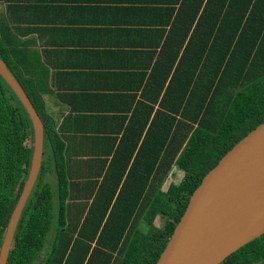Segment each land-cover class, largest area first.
<instances>
[{
  "label": "trees",
  "instance_id": "16d2710c",
  "mask_svg": "<svg viewBox=\"0 0 264 264\" xmlns=\"http://www.w3.org/2000/svg\"><path fill=\"white\" fill-rule=\"evenodd\" d=\"M193 1L191 20L176 23L181 31L174 54H166L179 60L175 83L162 99V110L139 152L150 145L154 159L134 163L132 176L142 181V189L133 197L124 184L113 207L120 175L113 195L103 204H67L65 145L44 112L25 52L0 36V58L25 89L45 133L42 169L18 224L8 264H156L205 175L264 122V0H208L204 8V0ZM161 71L168 77L173 68ZM173 86L177 98L169 101ZM165 110L173 115H165ZM32 156L30 118L0 77V248ZM176 168L185 173L178 185L170 183ZM51 169L57 191L45 180ZM141 223L148 232L140 229ZM223 264H264V235Z\"/></svg>",
  "mask_w": 264,
  "mask_h": 264
},
{
  "label": "crops",
  "instance_id": "0c3cea01",
  "mask_svg": "<svg viewBox=\"0 0 264 264\" xmlns=\"http://www.w3.org/2000/svg\"><path fill=\"white\" fill-rule=\"evenodd\" d=\"M193 3L0 0V36L25 52L44 112L65 145L67 204H103L113 195L119 175L121 186L110 207L124 184L137 197L142 181L132 176L134 163L154 159L150 145L139 152L175 83L179 60L167 55L177 48L175 37L181 30L176 23L191 20ZM207 4L204 0L203 8ZM171 66L166 77L161 68ZM172 91L169 101L177 98L174 86ZM164 113L173 115L170 110ZM45 180L58 190L53 169Z\"/></svg>",
  "mask_w": 264,
  "mask_h": 264
},
{
  "label": "water",
  "instance_id": "95a60500",
  "mask_svg": "<svg viewBox=\"0 0 264 264\" xmlns=\"http://www.w3.org/2000/svg\"><path fill=\"white\" fill-rule=\"evenodd\" d=\"M0 77L24 107L33 129L30 171L0 248V264H8L18 224L42 169L45 133L41 116L1 58ZM263 235L264 122L205 175L156 264H223Z\"/></svg>",
  "mask_w": 264,
  "mask_h": 264
},
{
  "label": "rangeland",
  "instance_id": "374dc122",
  "mask_svg": "<svg viewBox=\"0 0 264 264\" xmlns=\"http://www.w3.org/2000/svg\"><path fill=\"white\" fill-rule=\"evenodd\" d=\"M184 176V173L181 172L179 169H174L173 173L171 174V178L170 179V183H175V184H179L180 181L182 180ZM166 187V186H165ZM164 187V188H165ZM140 229L143 231V232H148L149 231V228L147 227V225H145V223H141L140 224Z\"/></svg>",
  "mask_w": 264,
  "mask_h": 264
},
{
  "label": "flooded vegetation",
  "instance_id": "af4514ba",
  "mask_svg": "<svg viewBox=\"0 0 264 264\" xmlns=\"http://www.w3.org/2000/svg\"><path fill=\"white\" fill-rule=\"evenodd\" d=\"M185 174V173H184ZM183 178H184V176H183ZM182 178V179H183ZM182 181V180H181ZM180 181V182H181ZM175 184V183H174ZM178 185V184H177ZM96 245H97V241H94V243L92 244V250H93V248H95L96 247ZM119 252L116 254V256H119V254L121 253V251H120V249L118 250Z\"/></svg>",
  "mask_w": 264,
  "mask_h": 264
}]
</instances>
